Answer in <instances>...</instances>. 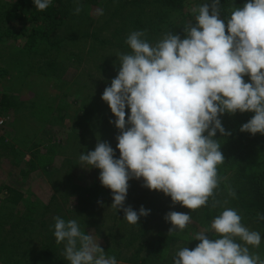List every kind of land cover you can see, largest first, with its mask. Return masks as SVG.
Returning a JSON list of instances; mask_svg holds the SVG:
<instances>
[{"label":"clouds","instance_id":"1","mask_svg":"<svg viewBox=\"0 0 264 264\" xmlns=\"http://www.w3.org/2000/svg\"><path fill=\"white\" fill-rule=\"evenodd\" d=\"M32 2L44 11L52 0ZM81 10L76 0L74 14ZM192 13L194 23L183 25V39L168 31L153 44L147 30L129 33L125 43L130 51L117 54L118 74L101 96L116 118L109 122L120 133L119 158L108 142L98 140L94 150L79 154V164L100 170L101 185L112 193L110 207L122 210L132 225L150 210L125 207L130 179L142 178V187L162 192L173 206L191 212L209 206L210 199L211 208L223 207L208 229L193 235L191 240L199 241L196 247L180 248L172 264H264L249 250L260 246L261 233L246 227L236 209L224 207L227 200L216 199L218 166L225 157L214 138L217 132L231 135L219 117L237 112L254 113L241 132L264 135V0L233 4L226 16L220 0H211L194 6ZM227 193L236 196L231 187ZM257 218L264 220V215L257 213ZM53 219V235L63 244L68 264H117L99 238L85 234L76 219ZM164 219L172 225L168 234L192 223L191 214L177 211H169ZM209 232L216 238H209Z\"/></svg>","mask_w":264,"mask_h":264},{"label":"rangeland","instance_id":"2","mask_svg":"<svg viewBox=\"0 0 264 264\" xmlns=\"http://www.w3.org/2000/svg\"><path fill=\"white\" fill-rule=\"evenodd\" d=\"M20 1L0 0L5 6L0 9V97L6 95L13 105L10 110L0 109L4 122L0 127V189L11 186L23 194L20 204L13 206L3 202L5 193L0 190V264L30 262L44 245L53 257L43 264H68L62 255L63 244H57L53 235L56 216L76 219L85 234L99 238V245L107 255L115 256L117 264H140L131 261L134 250L142 241L149 244L158 234L168 232L172 225L165 221L166 213L191 214L192 223L175 232L179 237L171 251L147 263L172 264L176 251L184 246L194 249L199 241L191 240L193 235L209 228L199 224L198 212L173 206L162 192L142 187V178L130 179L125 207L138 211L143 206L150 214L140 217L138 224H129L122 210L110 207L112 193L101 185L100 170L81 167L78 158L94 150L98 140L108 142L119 158L116 136L120 133L109 122L116 118L101 96L118 74L117 54L130 51L125 43L129 33L147 30L153 44L165 32L182 39L184 33L172 22L170 27L161 15L166 11L149 1L79 0L82 10L74 14L76 0H71L63 25L55 20L43 27L48 41L28 50L23 36L14 37V19L6 12L21 6ZM100 9L103 15H97ZM159 22L161 29L153 33L148 24ZM125 112L127 119V107ZM33 151L49 159L43 168L32 157ZM80 188L96 190L97 197L93 202L84 200ZM242 223L258 231L246 218ZM260 233V246H249V250L264 259V235Z\"/></svg>","mask_w":264,"mask_h":264},{"label":"trees","instance_id":"3","mask_svg":"<svg viewBox=\"0 0 264 264\" xmlns=\"http://www.w3.org/2000/svg\"><path fill=\"white\" fill-rule=\"evenodd\" d=\"M138 1L136 0V3ZM140 1H149L152 5L165 10L166 12H163L161 15L167 17L166 22H168V25L171 27L172 22L173 26L180 27L182 33H184V24L194 23L192 8L206 2H211V0ZM70 2L71 0H52L49 7L44 11L37 10L32 0L28 3L21 0V6L9 7L6 12L10 15L11 19H14L13 29L16 34L14 37L23 36L24 47L28 50H34L39 43L48 41V33L43 30V27L54 23L55 20H57L58 25H63L66 21L70 12ZM246 2L247 0H220L222 16L228 14L233 4L241 7ZM0 9H5V6L0 4ZM16 21L18 22L17 25ZM148 27L154 33L155 31H159L162 26L159 22L157 24H148ZM92 38L96 41L99 40L96 36H92ZM244 80L245 82H249L248 77ZM12 107L13 105L6 95L0 97L1 110H10ZM253 115L250 112H237L232 115L225 113L219 117L223 127L231 135L225 137L217 132L214 137L219 140L221 144L220 150L225 157L224 163L218 166V175L221 177V183L215 195L216 199L221 202L227 200L226 207L236 209L241 213L242 219L246 218L248 221H251L255 229L264 235V220L257 218V213L264 215V135L257 133L253 136L247 132L240 131L241 125L251 119ZM35 152H32V157L43 168L49 162V159L46 160L47 157L39 158L37 152ZM228 172H232V174L230 173L228 177H225ZM228 187H231L235 191V198L228 196ZM0 190H3L5 193L3 202L13 206L20 204L23 198L21 192L6 185L1 187ZM78 191L79 195L85 198L84 200L86 201L93 202L94 198L97 197L96 190L92 188H80ZM210 205L211 199L209 200V206L197 210L198 214L196 218H198L199 224L203 227H210L211 220L223 211V207L211 208ZM178 237L175 233L168 234V232H162L149 244L142 241L138 248L134 250L131 261L147 264L151 260H161V258L171 251ZM2 247L3 244L0 240V248ZM142 252H146L145 256H141ZM31 257H33L31 258L32 260L24 264H43L47 260L50 261L53 255L50 248L44 245L38 251L36 250L35 254ZM13 264L21 263L17 261Z\"/></svg>","mask_w":264,"mask_h":264},{"label":"built area","instance_id":"4","mask_svg":"<svg viewBox=\"0 0 264 264\" xmlns=\"http://www.w3.org/2000/svg\"><path fill=\"white\" fill-rule=\"evenodd\" d=\"M3 120L2 119H0V127L3 125Z\"/></svg>","mask_w":264,"mask_h":264}]
</instances>
